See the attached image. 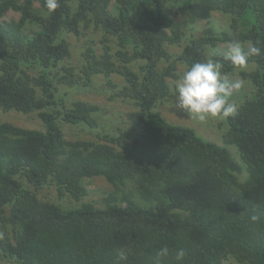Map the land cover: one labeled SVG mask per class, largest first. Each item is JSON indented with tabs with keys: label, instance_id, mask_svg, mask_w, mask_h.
<instances>
[{
	"label": "trees",
	"instance_id": "1",
	"mask_svg": "<svg viewBox=\"0 0 264 264\" xmlns=\"http://www.w3.org/2000/svg\"><path fill=\"white\" fill-rule=\"evenodd\" d=\"M10 12L17 22L5 20ZM214 14L229 19L228 29L193 35L173 59L166 47L180 45L187 25ZM90 28L115 38L119 49L110 55L105 46L102 56L86 49L78 77L64 66L67 37ZM234 41H259L264 50V0H59L55 11L45 0H0V111L36 114L43 128L0 121V260L155 264L167 246L161 264H264V51L247 61L255 67L247 75L253 93L225 119L223 142L245 171L226 147L169 124L156 109L171 98L168 80H177L178 64L220 60L222 74L231 75L236 66L218 49ZM135 62L140 75L128 69ZM113 73L126 84L115 96L135 107L127 116L135 133L67 140L63 125L91 131L98 109L81 101L68 108L61 88L85 89ZM95 177L113 188L101 206L83 202L84 181ZM51 186L75 206L40 200L35 191ZM181 248L186 256L177 261Z\"/></svg>",
	"mask_w": 264,
	"mask_h": 264
},
{
	"label": "rangeland",
	"instance_id": "2",
	"mask_svg": "<svg viewBox=\"0 0 264 264\" xmlns=\"http://www.w3.org/2000/svg\"><path fill=\"white\" fill-rule=\"evenodd\" d=\"M35 8L38 12L40 11V6L38 4L35 5ZM5 20L17 22L19 20V15L10 12L6 15ZM179 22H181V20ZM228 27L229 19L227 17L214 14L207 22L204 21L187 25L182 32L181 44L178 46L169 45L166 49L174 59L180 54L185 42L192 38L193 35L200 37L204 34V30L208 28H211L216 34L222 30L226 31ZM67 41L70 45L71 58L64 62V66L73 67L75 75H78V77L82 76L78 73H80L79 71L83 63H85L82 55L86 49H90L97 56H102L104 54L105 46L111 48L110 55H114L119 49L115 38L109 37L105 39L101 32H96L92 28L88 31H84L78 37L69 35ZM228 46L229 44H221L218 50L223 54L227 51ZM210 51L207 52L208 56L213 53L212 50ZM112 61L116 65H120L117 57H113ZM139 66L140 63L135 62L128 66V69H130L132 73L140 75ZM165 67L166 64H161L160 70ZM185 70L183 66L177 65L175 71L177 80H168V86L172 94L171 98L169 101L158 103L156 107L157 111L169 124L193 129L202 139L213 142L218 146L226 147L233 160L242 166L243 171H245L246 167L236 149L233 146L225 145L223 142V136L226 133L225 119L210 117L206 123L201 124L194 117H189L186 111L177 106L176 84ZM254 71V66L246 64L244 67L236 66V69L231 75H226L230 79H241L244 82L243 88L239 92L234 93L230 98L231 102H234L238 108L244 103L245 98L253 93L251 81L247 75ZM110 83H112L114 87H110ZM124 85H126L124 78L113 73L109 77L102 75L94 79L90 86L85 89L68 90L67 86L62 87L61 92L69 93L65 101L68 108H71L75 102L81 101L98 109L94 119L96 123L95 129L90 131L79 126L63 125L65 138L69 141H98V136L100 137L107 134H114L117 136L116 138H120L125 134L131 137L135 132H133L132 127L128 123L127 116L135 110V107L132 102H126L122 98L115 96V93H117L119 89L124 88ZM0 121L8 122L24 129L39 131L43 129L36 114L21 115L16 112L3 113L0 111ZM84 185L88 191V196L83 202H91L97 206H101L106 193L113 191L112 186L103 177L87 179L84 181ZM35 192L42 201H48L63 206L64 208L75 206V202L70 197L63 194L62 191L54 186L46 187ZM0 264L4 263L0 260ZM224 264L237 263L233 259H228Z\"/></svg>",
	"mask_w": 264,
	"mask_h": 264
},
{
	"label": "clouds",
	"instance_id": "3",
	"mask_svg": "<svg viewBox=\"0 0 264 264\" xmlns=\"http://www.w3.org/2000/svg\"><path fill=\"white\" fill-rule=\"evenodd\" d=\"M46 8L55 11L59 7V0H45ZM251 42L247 46L239 41L231 42L227 51L222 54V59L233 66L244 67L248 58L260 56L262 48ZM220 60L208 59L204 62L191 64L177 81V106L186 111L189 117H194L199 123L204 124L211 118H234L238 114V106L231 102L234 93L239 92L244 82L241 79H230L222 74ZM260 217L257 214L250 216L255 223ZM170 250L167 246L156 252L155 264H161L163 258L168 257ZM123 258V253L120 254ZM186 256L184 249L176 250L175 259L182 261Z\"/></svg>",
	"mask_w": 264,
	"mask_h": 264
}]
</instances>
